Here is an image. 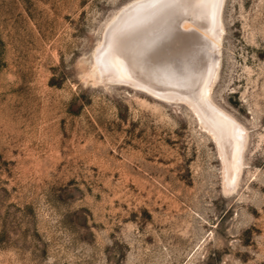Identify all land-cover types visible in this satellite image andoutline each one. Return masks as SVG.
<instances>
[{
  "label": "rangeland",
  "instance_id": "obj_1",
  "mask_svg": "<svg viewBox=\"0 0 264 264\" xmlns=\"http://www.w3.org/2000/svg\"><path fill=\"white\" fill-rule=\"evenodd\" d=\"M133 1L0 0V264H264V0H222L216 51L181 27L217 60L212 107L245 134L234 189L186 98L138 86L124 57L125 79L91 73ZM196 50L151 88L185 92Z\"/></svg>",
  "mask_w": 264,
  "mask_h": 264
},
{
  "label": "bare ground",
  "instance_id": "obj_2",
  "mask_svg": "<svg viewBox=\"0 0 264 264\" xmlns=\"http://www.w3.org/2000/svg\"><path fill=\"white\" fill-rule=\"evenodd\" d=\"M221 2L222 0H174L162 5L153 0H134L130 4L127 3L128 5L106 24L102 39L93 51L94 61L90 70L91 73L98 71V75L100 73L106 77L125 79L119 69V59L124 57L125 67L138 86L142 85L143 88L149 89L148 91L152 90L165 96L186 98L189 105L193 106L202 127L208 129L216 141L223 162V187L233 188L237 182L235 180L238 179L237 173H240V152L245 145V134L237 124L212 107L208 94L217 73V60L213 61L214 57L208 56L207 63L204 64L205 41L197 35L181 30V27L188 29L190 20L195 21L203 32L207 31L212 40L209 42L210 48L216 51L222 31L219 20ZM192 44L197 46L196 58L183 79L185 92L160 93L151 88L149 77L157 82L161 80L176 83V73L168 67L167 60H172L179 50ZM130 60L140 66L134 69L130 66ZM145 75H148L147 78Z\"/></svg>",
  "mask_w": 264,
  "mask_h": 264
},
{
  "label": "snow or ice",
  "instance_id": "obj_3",
  "mask_svg": "<svg viewBox=\"0 0 264 264\" xmlns=\"http://www.w3.org/2000/svg\"><path fill=\"white\" fill-rule=\"evenodd\" d=\"M153 2L160 3L162 5H166V4L174 2V0H153Z\"/></svg>",
  "mask_w": 264,
  "mask_h": 264
}]
</instances>
